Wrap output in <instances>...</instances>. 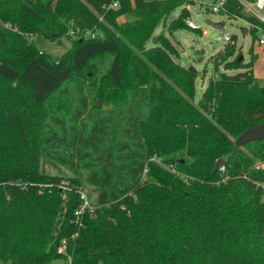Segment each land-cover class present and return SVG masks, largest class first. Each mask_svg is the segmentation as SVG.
<instances>
[{"label":"trees","instance_id":"1","mask_svg":"<svg viewBox=\"0 0 264 264\" xmlns=\"http://www.w3.org/2000/svg\"><path fill=\"white\" fill-rule=\"evenodd\" d=\"M116 1L0 0V262L264 264V138L234 146L264 121L252 59L230 37L195 100L197 70L154 34L195 0ZM218 12L263 26L239 0ZM188 17L183 6L169 32ZM35 35L70 46L55 59ZM46 166L83 170L93 210L76 215L83 198L59 187L79 173Z\"/></svg>","mask_w":264,"mask_h":264},{"label":"rangeland","instance_id":"2","mask_svg":"<svg viewBox=\"0 0 264 264\" xmlns=\"http://www.w3.org/2000/svg\"><path fill=\"white\" fill-rule=\"evenodd\" d=\"M186 6L189 10L188 19L191 21L192 26L190 28H179L169 32L167 25L171 19L175 18L181 8ZM208 7L206 10L205 7ZM212 5L210 0H195L188 4H183L173 8L166 19L159 23L155 29L154 34L163 32L173 43L178 51V56H174L175 60L185 66H193L197 70L195 78V100L200 97V94L207 84L210 77L214 76L215 71L213 62L215 55L219 50L224 47L223 32L229 37L233 34L237 35V38H233L235 42L236 51L241 52L244 62H248L252 59V74L253 76L264 85V43L258 42L257 36L259 31L255 33V37L249 31L248 23L240 17H229L226 14L214 11L211 9ZM126 15H120L119 20L126 19ZM199 29V30H197ZM32 41L35 46L44 52L49 53L53 58L57 59L63 51L70 46L68 39L62 38L60 43H55L43 39L39 36H32ZM147 44H151V40ZM219 64L217 69L223 71L224 64L217 61ZM238 69H229L228 73H234ZM102 101V99H100ZM262 164L264 162H257ZM46 171L53 174H60L63 177L77 176L79 173L81 180L80 185H71L67 179H63L59 187L64 190H70L72 188L77 189L81 198H92L94 192L92 187L88 185L84 180V171L73 172L66 168H53L50 166L45 167ZM63 193V197H65ZM0 264H2L0 262ZM10 264V263H7Z\"/></svg>","mask_w":264,"mask_h":264},{"label":"built area","instance_id":"3","mask_svg":"<svg viewBox=\"0 0 264 264\" xmlns=\"http://www.w3.org/2000/svg\"><path fill=\"white\" fill-rule=\"evenodd\" d=\"M108 4L106 5L107 7H116L117 6V1L116 0H107ZM240 3L243 6V11L247 15H251L255 19H257L260 23H262L263 26L260 25H255L253 23H248L249 29L250 27H255L257 31H259V35L257 36L258 42L260 44L264 43V0H239ZM223 3V0H217L214 4L212 5V10L218 11ZM186 23L188 26H192L191 21L187 18ZM79 32V28L74 25L72 21H70V27L68 30V33L71 36H76L77 33ZM223 40L224 43H228L230 41V37L223 32ZM263 167L262 164H257L256 167ZM220 168H223L222 166ZM85 208H88L89 210H93V207L89 204L88 200L83 196V202L79 209L75 211V214L78 215L81 213ZM58 252H64L65 251V240L62 239L61 242L59 243V246L57 247ZM69 258L67 260V264H69Z\"/></svg>","mask_w":264,"mask_h":264},{"label":"water","instance_id":"4","mask_svg":"<svg viewBox=\"0 0 264 264\" xmlns=\"http://www.w3.org/2000/svg\"><path fill=\"white\" fill-rule=\"evenodd\" d=\"M235 38V35L231 36ZM188 69L194 70L193 66H188ZM264 138V121L244 129L235 139L234 146H242L244 143L251 140H261ZM225 164V159L219 157L215 160L212 171L214 172L217 168Z\"/></svg>","mask_w":264,"mask_h":264},{"label":"crops","instance_id":"5","mask_svg":"<svg viewBox=\"0 0 264 264\" xmlns=\"http://www.w3.org/2000/svg\"><path fill=\"white\" fill-rule=\"evenodd\" d=\"M233 35H235V38H237V35L236 34H233ZM252 71V70H251Z\"/></svg>","mask_w":264,"mask_h":264}]
</instances>
